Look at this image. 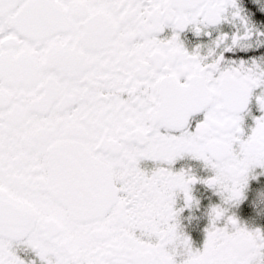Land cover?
<instances>
[{"label": "snow or ice", "instance_id": "obj_1", "mask_svg": "<svg viewBox=\"0 0 264 264\" xmlns=\"http://www.w3.org/2000/svg\"><path fill=\"white\" fill-rule=\"evenodd\" d=\"M254 18L261 0H0V264H264V230L228 212L264 169ZM197 181L220 202L194 248L176 198Z\"/></svg>", "mask_w": 264, "mask_h": 264}, {"label": "flooded vegetation", "instance_id": "obj_2", "mask_svg": "<svg viewBox=\"0 0 264 264\" xmlns=\"http://www.w3.org/2000/svg\"><path fill=\"white\" fill-rule=\"evenodd\" d=\"M246 5L248 0H242ZM264 2V0H261ZM253 23L258 27L264 26V21L258 18L253 19ZM231 25H223L225 30L231 28ZM182 36L187 38V41L193 40L192 33L185 31ZM252 49L250 51H264V44L259 48L256 47V41H250ZM253 115L258 114L254 104L250 106ZM246 124L251 125V117H246ZM174 167L191 168L193 174L198 177H205L209 175L207 169L202 166V163L191 158L185 157L176 162ZM242 197L236 203L228 208L229 214L234 215L237 220L245 227L254 229L259 228L264 230V169L256 167L252 169L248 175L247 183L242 189ZM191 194L194 200L198 203L191 208H184L183 195L179 194L176 198V207L183 208L180 213V224L183 230L189 235L194 248L202 246L205 236L204 229L208 225V209L211 205L220 202L219 196L213 192L211 188L197 181L191 185Z\"/></svg>", "mask_w": 264, "mask_h": 264}]
</instances>
